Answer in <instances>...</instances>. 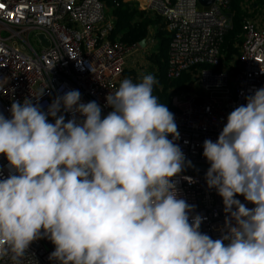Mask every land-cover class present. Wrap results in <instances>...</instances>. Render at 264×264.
Listing matches in <instances>:
<instances>
[{"label":"clouds","instance_id":"obj_1","mask_svg":"<svg viewBox=\"0 0 264 264\" xmlns=\"http://www.w3.org/2000/svg\"><path fill=\"white\" fill-rule=\"evenodd\" d=\"M156 83L151 74L125 78L106 96L103 118L79 90L47 113L30 99L14 101L11 118L0 113V154L14 173L0 178V259L20 264L46 237L55 264H264V87L228 114L215 142H203L207 186L228 214L226 234L213 240L200 231L203 217L190 221L195 206L178 198L172 178L186 158ZM61 109L73 117L65 122Z\"/></svg>","mask_w":264,"mask_h":264},{"label":"built area","instance_id":"obj_2","mask_svg":"<svg viewBox=\"0 0 264 264\" xmlns=\"http://www.w3.org/2000/svg\"><path fill=\"white\" fill-rule=\"evenodd\" d=\"M145 3L146 13L162 19L170 38L167 76L176 79L195 70L191 90L173 100L172 113L180 134L175 143L185 155V165L210 167L203 156V142H215L228 114L246 105V97L264 87V26L253 14L257 6L251 8L253 2L242 6L243 41L236 63L215 71L223 60L221 45L231 24V0H213L208 6L198 0ZM114 27L101 0H0V113L11 118V104L25 99L47 113L58 96L79 90L81 102L95 101L101 106L102 118L106 116L112 109L105 98L118 89L127 58L139 46L112 39ZM61 114L65 122L73 117L63 109L57 115ZM48 121L54 123V118L49 116ZM206 172L183 169L172 179L178 198L195 206L190 221L195 215L203 217L200 231L215 240L226 234L228 214L222 197L207 186ZM10 174L14 173L0 154V178ZM235 198L249 209L254 207L242 195ZM54 250L46 237L37 239L20 264H55L49 260ZM0 264L16 262L9 255L0 259Z\"/></svg>","mask_w":264,"mask_h":264},{"label":"trees","instance_id":"obj_3","mask_svg":"<svg viewBox=\"0 0 264 264\" xmlns=\"http://www.w3.org/2000/svg\"><path fill=\"white\" fill-rule=\"evenodd\" d=\"M105 7H110L109 16L114 19V31L112 39H118L127 45L138 44L146 38L148 27L154 29V35L157 42L155 52L149 57V74L153 75L157 83L154 85L153 94L157 96L158 102L166 104L170 112L174 111L171 103V96L176 91L187 90L193 83L194 72H185L179 78L171 79L167 76V50L169 36L163 29L162 19L158 16L156 23L150 17L149 13L139 12L133 9L132 4L123 0H101ZM257 6L256 11L264 9V0H231L229 12L231 14L230 28L223 36L221 53H227V59L238 58L239 50L242 44L241 24L245 13L242 10L244 3H252ZM225 56V55H224ZM220 68V67H219ZM218 67L214 68L219 70ZM128 72H124V76Z\"/></svg>","mask_w":264,"mask_h":264},{"label":"rangeland","instance_id":"obj_4","mask_svg":"<svg viewBox=\"0 0 264 264\" xmlns=\"http://www.w3.org/2000/svg\"><path fill=\"white\" fill-rule=\"evenodd\" d=\"M123 1L131 3L133 6L132 8L136 9L139 12L145 13L148 10L147 5L145 3V0H123ZM105 9L107 10L108 13H110V10H111L110 7L107 6V8L105 7ZM253 14H255V13H253ZM150 17L153 20V23H156V21L158 20L157 14H154V13L151 14L150 13ZM257 17H259V18L263 17V19H264V14L261 12V10L257 11ZM163 29H164V27H163ZM147 30H148L147 35H146V38L144 39V41H145L144 47L143 48L140 47V45H139L140 42L138 44H133L135 46L136 45H139V46H137V49L132 51V53L127 58L125 71L128 72V74H126L125 76L122 77L123 80L125 78H129L135 83V82H139V80L144 75L149 74V64L150 63H149L148 57L153 52H155L158 40H156V38H155L154 29L152 27H148ZM226 55H227V53L224 52L222 64L220 66H218V68L220 67L219 70H222L223 67H225L224 65H231L232 66V65H234V63H236L237 58L227 59V58H225ZM214 70L219 71L216 69H214ZM194 71L195 70H191V72H194ZM192 74H194V73H192ZM191 87H192V84H190L188 86L187 90H180V91H176L175 93H173V95L171 96L172 105H173V100L175 98H179L182 95L187 94V92L191 90Z\"/></svg>","mask_w":264,"mask_h":264},{"label":"water","instance_id":"obj_5","mask_svg":"<svg viewBox=\"0 0 264 264\" xmlns=\"http://www.w3.org/2000/svg\"><path fill=\"white\" fill-rule=\"evenodd\" d=\"M198 2L204 6H208L210 4L213 3V0H198ZM230 17V16H228ZM39 38L42 40V42L45 44V45H48V43L44 40L43 36H39ZM140 47H144L145 45V41L142 40L140 43H139ZM209 167H201V166H196V165H185L184 166V169H197V170H208Z\"/></svg>","mask_w":264,"mask_h":264},{"label":"crops","instance_id":"obj_6","mask_svg":"<svg viewBox=\"0 0 264 264\" xmlns=\"http://www.w3.org/2000/svg\"><path fill=\"white\" fill-rule=\"evenodd\" d=\"M260 10H261V12L264 14V9H260ZM260 10H259V11H260ZM254 16L256 17V19H258L257 21H259L260 25H261V26H264V22H263L264 19H263V17H260V18L262 19V20H261L259 17H257V11H256V13L254 14Z\"/></svg>","mask_w":264,"mask_h":264}]
</instances>
